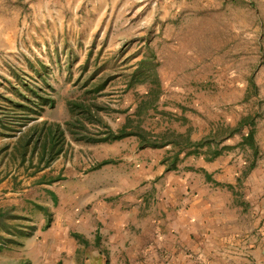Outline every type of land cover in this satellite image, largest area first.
Here are the masks:
<instances>
[{
    "label": "crops",
    "instance_id": "crops-1",
    "mask_svg": "<svg viewBox=\"0 0 264 264\" xmlns=\"http://www.w3.org/2000/svg\"><path fill=\"white\" fill-rule=\"evenodd\" d=\"M9 4L0 5V48L5 51L15 49L14 20L7 23L1 13L13 11ZM174 36L167 39L179 51L182 37ZM238 85V94L223 99L235 101L239 112L219 108L224 102L217 98L212 116L185 114L189 119L182 133L197 142L221 127H236L242 119L238 101L249 90L246 83ZM3 89L0 264L25 258L30 264H264V119L226 137L218 156L209 158L214 144L186 154L192 147L176 166L160 163V153L172 145L141 149L139 142L119 153L118 166H82L75 149L82 145L72 134L75 148L57 149L54 161L47 162L42 152L30 155L36 150L28 136L31 123L16 120L20 114L14 115V107L20 104ZM42 120L37 115L33 122ZM251 128L252 147L243 144ZM93 234L99 243L87 240ZM34 247L38 255L31 254Z\"/></svg>",
    "mask_w": 264,
    "mask_h": 264
},
{
    "label": "rangeland",
    "instance_id": "rangeland-1",
    "mask_svg": "<svg viewBox=\"0 0 264 264\" xmlns=\"http://www.w3.org/2000/svg\"><path fill=\"white\" fill-rule=\"evenodd\" d=\"M0 2L1 6L12 4V12L9 8L1 13L8 16L7 23L12 18L15 24V49L0 48L1 92L22 104L14 107V115L20 114L16 120L31 123L33 131L28 136L36 141L31 156L45 147L47 162H52L57 149L76 147L82 166H118L119 153L138 144L136 136L105 142L72 137L82 145L74 147L70 130L80 122L87 123L92 132L105 129L102 124L90 123L81 108L73 110L74 102L101 106L96 116L115 131L130 118L154 134L182 133L189 119L185 114L208 118L215 114L217 98L224 102L219 108L239 112L235 101L226 103L229 97L223 98L238 94L241 82L249 89L243 101H238L242 118L252 120L246 127L264 119V0ZM4 29L11 30L10 25ZM174 35L182 37L183 49L179 51H174L167 39ZM141 60L157 74L161 92L155 101L147 94L151 87L157 88L153 77L128 86ZM104 82V88L96 91ZM144 100L152 101L149 108L148 104L139 107ZM37 115L45 121L33 122ZM74 122L75 127L69 125ZM172 147L160 153V163L172 166ZM105 155L110 157L97 159ZM97 236L87 240L99 243ZM83 241L81 237L79 242ZM30 252L38 255V247ZM25 259L30 264L29 258Z\"/></svg>",
    "mask_w": 264,
    "mask_h": 264
},
{
    "label": "trees",
    "instance_id": "trees-1",
    "mask_svg": "<svg viewBox=\"0 0 264 264\" xmlns=\"http://www.w3.org/2000/svg\"><path fill=\"white\" fill-rule=\"evenodd\" d=\"M146 60H141V62L139 63L138 67L136 68V70H134V72L131 75V79H130V85H132L134 82H148L150 81L149 79H151L152 77V82L154 84L157 85V88H150L147 92L148 95L153 97V101L157 100L159 98L160 95V85L158 84V78H157V74L156 72L152 73L150 72V70H148V68H146ZM106 82V81H105ZM105 82L103 84H101L100 86H98V88L96 89V91H100L101 89L104 88ZM159 85V86H158ZM148 104L146 106V108H149L152 104V101H142L141 102V106L139 107H143V105ZM72 109L74 110L75 108H81L83 110V112L88 115V119L90 121V123H94V124H102L105 129L103 131H98V132H92L91 129L89 128L87 123L84 122H80V118H75L74 121H78L80 122V124L78 126H76V128L71 129V134L73 135V137L76 140H85L87 142H105V141H115V140H120L123 139L125 137H129V136H136L139 139V147L141 149L144 148H163L167 145H172L174 147V154L172 156V166H175L177 161L179 160V157L181 155L182 152H184L185 150H187L188 148H192L194 150H188L186 152V154L192 153V152H198L199 148H202L204 146H208L211 147V144H214L213 148L208 149V154L210 153V159L213 157L218 156L222 150L225 148L224 146L221 148H218V145L228 136L241 131L242 128L245 125H252V120L251 119H247V117L242 118L239 123L237 124L236 127H221L219 128V130H217L215 133L208 135L206 138L197 141V142H192L189 135L188 134H184V133H177L175 131L173 132H169V131H165V132H160V133H152L150 131H147L142 124L138 123H134L132 119L128 118L126 120V122L124 123V125L118 130L115 131L113 130V128L108 124L105 123L102 118L96 116V110H101L102 107L99 106L98 104H92V105H88L86 106L83 102H79V103H72ZM20 106H22V104H20ZM95 107V109L92 108ZM140 110L138 109V111L136 113H138L139 115ZM69 125H72V127H75V122L73 124L69 123ZM252 127V126H251ZM244 138H243V144L249 145V146H253L254 145V140H253V136H254V129L251 128L246 134L244 133ZM53 139V138H52ZM53 141V140H52ZM30 143V142H29ZM55 143L52 144L51 149H55ZM50 149V151H51ZM210 151V152H209ZM46 155L48 156V151L47 149L44 147L42 150V154L41 157L43 158V156ZM47 160V159H46ZM48 161V160H47ZM48 221V224L49 225ZM76 238H80L79 235H74ZM12 264H28L27 261L25 262H15ZM58 264H61V262H59Z\"/></svg>",
    "mask_w": 264,
    "mask_h": 264
}]
</instances>
